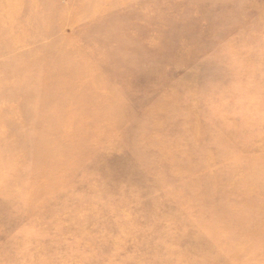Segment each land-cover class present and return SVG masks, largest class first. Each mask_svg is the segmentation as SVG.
<instances>
[{"label": "rangeland", "instance_id": "rangeland-1", "mask_svg": "<svg viewBox=\"0 0 264 264\" xmlns=\"http://www.w3.org/2000/svg\"><path fill=\"white\" fill-rule=\"evenodd\" d=\"M11 1L0 264H264V0Z\"/></svg>", "mask_w": 264, "mask_h": 264}, {"label": "bare ground", "instance_id": "bare-ground-1", "mask_svg": "<svg viewBox=\"0 0 264 264\" xmlns=\"http://www.w3.org/2000/svg\"><path fill=\"white\" fill-rule=\"evenodd\" d=\"M13 2V3H12ZM125 4V3H124ZM123 4V5H124ZM4 6H16V4H15V2H14V0H12L11 1V3L10 4H8V3H4ZM14 11V10H13ZM15 17V16H14ZM1 19V18H0ZM81 20V19H80ZM72 22V21H71ZM65 26V25H64ZM68 30V29H67ZM62 32H63V30H62ZM66 32V31H65ZM255 50H257L256 48H255ZM254 50V51H255ZM211 63V62H210ZM233 63V67L234 66H236V64H237V59H235V60H230V61H228L227 62V64H228V66L229 65H231ZM245 63H248L247 61H243V62H238V64H237V66H241L242 65V67H243V64H245ZM173 75V74H172ZM176 77V76H175ZM176 82V81H175ZM262 102H263V99H262ZM33 109V108H32ZM33 112V111H32ZM259 112V111H258ZM35 113V112H34ZM257 112H254L253 111V114H256ZM259 114V113H258ZM258 114H257V117H260V116H258ZM0 117H2V116H0ZM21 117V116H20ZM26 119V118H25ZM24 119V120H25ZM245 120V119H244ZM254 121V120H253ZM257 121H258V118H257ZM11 122V121H10ZM19 122V121H18ZM35 123V122H34ZM31 124V123H30ZM242 124V123H241ZM15 125V124H14ZM26 125V124H25ZM243 125V124H242ZM27 126V125H26ZM238 126V125H237ZM22 127V126H21ZM240 127V126H239ZM250 127V126H249ZM26 128V127H25ZM28 128H29V126H28ZM251 128V127H250ZM13 129V128H12ZM17 129V128H16ZM34 129V128H33ZM245 130V129H244ZM229 133H232L233 132V130H231V132L230 131H228ZM248 132H250V131H248ZM5 133V132H4ZM245 133V132H244ZM6 134V133H5ZM5 134H4V136H5ZM8 134V133H7ZM6 134V135H7ZM243 134V133H242ZM236 135H238V134H236ZM2 136V135H1ZM0 136V137H1ZM3 136V139L5 138ZM9 136V135H8ZM2 140V139H1ZM33 141V140H32ZM248 141V140H247ZM16 142V141H15ZM2 144V143H1ZM0 144V145H1ZM3 144H6V143H3ZM245 152V151H244ZM120 157V156H119ZM118 157V158H119ZM125 160V159H124ZM134 162V161H133ZM250 162H255V161H253V160H251V158L247 161V164L249 163L250 164ZM133 165V164H132ZM137 166V165H136ZM139 166V165H138ZM132 168V167H131ZM131 170V169H130ZM2 171V170H1ZM138 172V171H137ZM140 172H142V171H140ZM139 172V173H140ZM114 174V173H113ZM144 174H146V173H144ZM143 174V175H144ZM130 175V174H129ZM141 175V174H140ZM142 175V176H143ZM131 176V175H130ZM148 176V175H147ZM191 176V175H190ZM135 177V176H134ZM144 177V176H143ZM241 176H239V178H240ZM140 178H141V176H140ZM4 179V178H3ZM143 179V178H142ZM244 179V178H243ZM1 180V179H0ZM143 180H145V178L143 179ZM246 181L247 180H250V179H245ZM2 181V180H1ZM110 181V180H109ZM113 181V180H112ZM150 181V180H149ZM146 182V181H145ZM147 184H149V182L147 183ZM158 186V185H157ZM147 187V186H146ZM150 187V186H149ZM154 187H156V186H154ZM148 188V187H147ZM152 189V188H151ZM250 188L245 184V186L243 185L242 187L240 186V188H239V190H241L242 192L243 191H247V190H249ZM155 190V189H154ZM157 190V189H156ZM186 191V190H185ZM150 192V191H149ZM151 193V192H150ZM21 194H22V192H21ZM160 194V193H159ZM162 194V193H161ZM154 195H156V194H154ZM160 196H162V195H160ZM187 196V195H186ZM168 198V197H167ZM262 197H260V199L259 200H257V202L255 201V202H253L252 204H251V207H253L254 208V211L256 212V213H261V212H264V201L262 200V199H264V198H262ZM139 199V198H138ZM170 199V198H169ZM189 199V198H188ZM131 200V199H130ZM157 201V200H156ZM155 201V202H156ZM194 202V201H193ZM138 203V202H137ZM169 203H172L171 201L169 202ZM192 203V202H191ZM152 204V203H151ZM161 204V203H160ZM145 206V205H144ZM151 206V205H150ZM169 206V205H168ZM140 207V206H139ZM146 207V206H145ZM149 206H147V208H148ZM151 207H153V206H151ZM157 208V207H156ZM164 208V207H163ZM168 209H169V207H168ZM149 210V209H148ZM165 210V209H164ZM174 210V209H173ZM172 211V210H171ZM154 212V211H153ZM79 213L80 212H78V213H76L77 215H79ZM148 213H149V211H148ZM161 213V212H160ZM153 214V213H152ZM137 216V215H136ZM146 216V215H145ZM135 218V217H134ZM148 218V217H147ZM138 219V218H137ZM58 220V219H57ZM158 220V219H157ZM156 221V220H155ZM260 221L263 223L264 222V215L263 216H261V219H260ZM259 221V222H260ZM82 222V221H81ZM153 223V222H152ZM75 224V225H74ZM72 226H71V228L72 229H69L68 227L66 228V231H72V232H74V231H76V230H78V227H77V224H76V222L75 223H73V224H71ZM161 225V224H160ZM159 225V226H160ZM74 226V227H73ZM162 226V225H161ZM45 227V229H50L49 227H47L46 225L44 226ZM163 227V226H162ZM111 228V227H110ZM109 228V229H110ZM182 230H184V231H187V228L186 227H184V226H182V227H178V228H176V231H182ZM108 231V230H107ZM52 232V231H51ZM71 232V233H72ZM87 232V231H86ZM111 232V231H110ZM113 232V231H112ZM112 235V234H111ZM121 236H123L124 237V239H127L128 238V236H129V234L127 235V234H125V233H123L122 232V235ZM104 237V236H103ZM106 237V236H105ZM159 237V236H158ZM180 237H188V236H180ZM107 238V237H106ZM130 238V237H129ZM176 238H177V236H176ZM179 238V237H178ZM107 239H109V238H107ZM107 239H104V241L105 240H107ZM181 239V238H180ZM163 240V239H162ZM171 240V239H170ZM169 240V241H170ZM71 241H75V240H72L71 239ZM157 241H158V239H157ZM108 242V241H107ZM22 243H24V244H26L25 242H16V243H14L15 245L14 246H16V248L14 249V250H18L19 248H20V246H21V244ZM161 243V242H160ZM109 244H111V245H109V248H110V250H115V251H119V249H121V247H120V244L117 242V241H112V242H109ZM99 245H101V246H106V244L104 243V242H99ZM26 246H27V244H26ZM160 247H161V245H160ZM186 257V256H185ZM162 258V257H161ZM94 260H96V258L94 257ZM135 260V258H130L129 260H127V263H125V264H130V262H132V261H134ZM98 262L100 261V260H97ZM189 264L188 263V261H187V259L186 258H183V257H181V256H179V258H176L175 260H170V259H167L166 258V260H162L161 261V264Z\"/></svg>", "mask_w": 264, "mask_h": 264}]
</instances>
